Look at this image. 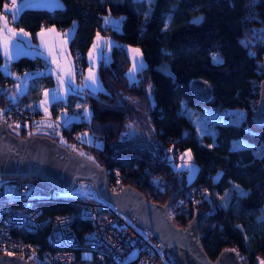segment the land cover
I'll list each match as a JSON object with an SVG mask.
<instances>
[{"label":"trees","instance_id":"16d2710c","mask_svg":"<svg viewBox=\"0 0 264 264\" xmlns=\"http://www.w3.org/2000/svg\"><path fill=\"white\" fill-rule=\"evenodd\" d=\"M62 2L55 7L22 6L16 15L17 24L28 31L33 41L43 25L72 26L67 44L77 71L87 64L86 52L97 30L114 39L109 57L97 62L103 86L94 91L75 88L66 94L68 106L87 105L90 114L60 126L64 138L73 141L74 130L87 125L91 138L84 133L81 146L85 145L93 160L106 169L107 178L117 168L122 186L130 183L160 202L172 191L178 195L207 178L206 192L172 214L173 221L184 225L194 210L202 207L208 216L200 229V240L211 257L224 247L238 246L250 264L264 261V123H256L250 116L264 75V0ZM107 14L121 17L118 28L102 23ZM125 44L139 46L144 60L131 79ZM214 55L219 59L214 60ZM1 62L0 54V76L13 78L3 71ZM42 64L39 55L21 53L13 58L11 65L20 71L28 68L32 75L18 94L10 96L13 78L12 85L2 90L0 106L5 99L23 96L28 106L38 109L30 100L39 98L44 82H53L50 73L36 71ZM197 77L212 85V97L206 102L198 100L189 89L190 81ZM128 97L146 110L154 135L148 137L154 144L151 147L123 137L133 115ZM57 100L50 103L52 111L56 110ZM186 106L205 109L218 117L212 122V135L196 130ZM238 112L236 120L229 117ZM39 121L16 126V134L31 133ZM97 136H101L98 144ZM169 138L175 158L183 148L190 149L197 164L190 180L185 178L184 169L173 167L157 143L158 139ZM20 177L47 184L33 175ZM37 204L51 216L78 208L77 202L63 197L38 200ZM89 222L75 212L71 225L80 235L89 228ZM49 226L50 221L35 230L12 227V232L54 248L47 239ZM75 249L78 257V247ZM136 260L135 255L130 256L126 264H136Z\"/></svg>","mask_w":264,"mask_h":264},{"label":"built area","instance_id":"2783aa9c","mask_svg":"<svg viewBox=\"0 0 264 264\" xmlns=\"http://www.w3.org/2000/svg\"><path fill=\"white\" fill-rule=\"evenodd\" d=\"M0 12L6 15L8 21L17 23L16 17L13 19V15L3 8H0ZM11 68L20 71L13 65ZM13 82L11 76H0V98L3 88L12 85ZM27 102L23 96H13L4 100L0 119L4 120L8 128L24 125L30 120L46 116L40 108L28 106ZM62 107L81 113L80 107L74 104L68 106L64 99L57 100L54 108ZM48 116L52 117L51 114ZM83 116L82 114L81 117ZM64 123L58 121L59 126ZM88 132L90 131L87 125L75 129L73 143L81 146L83 140L79 134ZM157 143L165 156L169 159L175 158L170 138L167 141L158 139ZM212 176V174L209 175V177ZM207 180L204 178L186 188L183 193L176 194L167 207L169 215L171 216L188 203L197 201L208 189ZM107 184L112 190H119L122 187L117 168L110 173ZM61 190L64 189L53 184H42L28 177L0 175V254L19 255L32 264H126L131 256L128 252L135 248L136 264H181L169 252L161 239L129 212L117 209L114 204L97 194L92 196L77 193L64 194ZM57 197L77 202V210L56 213L53 216L42 212L37 201ZM75 212L90 221L89 228L80 235L71 225ZM49 221L47 239L54 248L45 247L38 241L26 240L20 234L12 232V227L35 230ZM77 247L78 257L75 249ZM232 248L237 251L242 264H250L248 256L242 253L238 246H232ZM86 249L92 251L90 257L82 255V251ZM258 258L261 256L258 255Z\"/></svg>","mask_w":264,"mask_h":264},{"label":"water","instance_id":"95a60500","mask_svg":"<svg viewBox=\"0 0 264 264\" xmlns=\"http://www.w3.org/2000/svg\"><path fill=\"white\" fill-rule=\"evenodd\" d=\"M189 89L200 101L212 97V85L204 78H193ZM250 116L256 123H264V75ZM0 175H33L60 189L69 188L77 179H89L98 196L135 216L181 264H242L232 247L220 249L213 257L206 252L200 240V229L208 216L204 208H196L184 225L173 221L167 207L176 195L175 190L164 202L150 199L130 183L112 190L107 184L106 169L95 160L45 133L16 134L3 119H0ZM0 264L32 263L19 255L1 253Z\"/></svg>","mask_w":264,"mask_h":264},{"label":"rangeland","instance_id":"374dc122","mask_svg":"<svg viewBox=\"0 0 264 264\" xmlns=\"http://www.w3.org/2000/svg\"><path fill=\"white\" fill-rule=\"evenodd\" d=\"M62 4V0H15V3H13L12 0H9V2L7 0L3 1V6L7 7L8 9H12L11 12L13 14L15 9H18L25 5L54 7L61 6ZM120 18L121 17L119 15L107 14L103 16L102 23H110L112 26L118 28L120 24ZM51 28L57 30V33L60 36L59 39L55 38V35L53 33L45 31L43 33L37 32V35L39 37L33 41L30 35L27 34V31H25L23 35L21 34V29H18L16 33H11V35L8 36L4 29L3 32L0 33V48L2 54L1 67L4 71H7L6 73H9L13 76L16 83L15 88H19L22 84H24V88L26 86V81L28 82V78L32 71L28 68L21 71H16L11 68V59L16 51V44H14L13 40H15V42L17 43L20 38V43L23 45L24 42V49L28 51L29 54H34L37 50L45 52L46 54H44L46 55V63L38 66L36 68V71L50 72L53 77V82H44V86L41 88L42 91L44 90V93L39 96L36 101L40 105L42 112L46 116L41 118V121L37 123V126H34L33 129L29 132L48 134L57 139L59 142L67 145L69 148H72L82 153L83 155L93 159L92 155L85 145L77 146L73 143L72 139L66 140L61 133L59 124L49 119L51 117H49L48 115L52 114V110L50 108V102L52 98L51 96H49V93L54 92L56 95H58V97L56 98L65 99L66 91L70 88L74 89L79 87H88V89L92 91L101 88L103 84L97 73V62L100 58L107 59L109 57V49L111 44L114 42V39L112 36L108 35V33L97 30L94 34L92 43L86 52L87 64L82 70L77 71L73 57L68 49L67 44L68 37L73 27L69 26L65 31L58 30L56 25L51 26ZM40 29L41 27L39 28V30ZM1 30L2 28H0V32ZM63 40L65 44L64 50L62 49ZM5 44H7V47H5ZM125 47L128 54L130 52V65L127 69V73L129 78L131 79L135 77L136 69L144 63V60L139 46L134 44H125ZM213 59L218 60L219 57L217 55H214ZM90 73L94 74L96 81L95 83L88 79ZM127 100L129 105L133 109V115L128 122L127 130L124 133L123 137L133 138L149 145L150 147L153 146V142L149 141V139L154 136L152 132L153 129L150 125L146 110L139 106L136 99L128 97ZM80 108L81 113H78L77 111H69L64 107H62L60 110H56H59L60 113H58V115L60 114V117L64 114L62 119L65 120H69L71 118H79L82 114L84 115L83 117H88L90 114L89 107L87 105H82ZM185 111L193 122L196 130L200 134H213L212 122L214 119L218 118L217 116L211 114L205 109H196L191 106H186ZM239 114L240 112L232 114L229 117L236 120ZM9 130L14 133H18L16 126L9 127ZM83 134L84 133H80L79 137H83ZM86 135L89 139L91 138V134L89 132L86 133ZM99 142L100 141L97 137L95 139V143L98 144ZM236 143L240 142L238 141ZM170 159L172 160V164L175 169H184L185 178L187 180H190L194 176L197 170V164L192 159L189 148H183L178 152L176 158L171 157ZM185 164L189 165V167H184L183 165ZM61 192L64 194L77 193L86 196H92L96 194L93 183L89 179L81 178L75 180L72 186L61 190ZM135 252L136 249L132 248L128 253L129 255L133 256ZM82 255L84 257H90L92 255V251L89 249L83 250ZM258 264H264V261H260Z\"/></svg>","mask_w":264,"mask_h":264},{"label":"crops","instance_id":"0c3cea01","mask_svg":"<svg viewBox=\"0 0 264 264\" xmlns=\"http://www.w3.org/2000/svg\"><path fill=\"white\" fill-rule=\"evenodd\" d=\"M3 1L4 0H0V8H3L4 10H5V6H3ZM55 7V6H54ZM21 8V7H20ZM20 8H18V10L20 9ZM18 10L17 9H15V11H14V14L11 12V11H8V13H10L11 15H13L14 17H16V15H17V13H18ZM5 23H6V27H7V29L8 30H10V31H7L6 29H5ZM51 26H53V24H48V25H43V26H41V29L39 30V31H37L38 33H43V32H45V31H47V32H50V33H53L55 36V38H57V39H59V34L57 33V30H55V29H53V28H51ZM20 27V28H19ZM57 27V26H56ZM0 28H2V30H1V32L0 33H2L3 32V30L5 29V31H6V34H8V36L9 35H11V33H16V31L18 30V29H21V34H23L24 35V33H25V31H27L23 26H21V25H19V24H17L16 22H10V21H8L7 20V18H6V15L5 14H0ZM57 29L58 30H61V31H65V30H67V28H61V27H57ZM27 34L29 35V33H28V31H27ZM36 37L38 38L39 36L38 35H36ZM61 39H62V37H61ZM13 42H14V44H16V51H15V53H14V56L12 57V59L13 58H15L17 55H19V54H21V53H25V54H28V55H30V56H34V55H39V56H41V58H42V61H43V63L45 64L46 63V59H45V52H43V51H41V50H37L36 51V53H34V54H29V52L28 51H26L24 48V42H23V45L20 43V38H19V40H18V42L16 43L15 42V40H13ZM55 42V41H54ZM64 46H65V44H64V40H63V46H62V49L64 50ZM45 53V54H44ZM0 54H1V48H0ZM2 55V54H1ZM11 59V60H12ZM4 71V70H3ZM4 72H7L6 70L4 71ZM40 73H50V72H40ZM32 75V73L30 74V76ZM29 76V77H30ZM29 79V78H28ZM26 84H27V81H26ZM25 84V85H26ZM15 85H16V83H14V85L8 90V95H14V94H18L22 89H23V86H24V84H22L19 88H15ZM79 88H81V87H79ZM73 88H70L69 90H67L66 91V94L70 91V90H72ZM75 89V88H74ZM85 89H88V87H85ZM44 93V90L43 91H41V95ZM40 95V96H41ZM49 96H51V101L52 100H54V99H59V98H56V97H58V95H56L54 92H50L49 93ZM55 97V98H54ZM37 100H33V101H31L30 100V104L31 105H35V106H37V108H40V105L36 102ZM51 103V102H50ZM41 109V108H40ZM42 110V109H41ZM60 110V109H59ZM59 110H54V111H52V114H51V118H49V119H51V120H53L55 123L57 122L58 123V121H62L63 123L65 122V121H67V120H65V119H62L63 118V116H64V114L60 117V114L58 115V113H60L59 112ZM60 127V126H59Z\"/></svg>","mask_w":264,"mask_h":264},{"label":"snow or ice","instance_id":"6c2138e0","mask_svg":"<svg viewBox=\"0 0 264 264\" xmlns=\"http://www.w3.org/2000/svg\"><path fill=\"white\" fill-rule=\"evenodd\" d=\"M12 2L15 3V0H12ZM17 10H18V9H17ZM5 11H6V12H8V11H12V9H8V8L6 7V8H5ZM13 19H15L14 16H13ZM5 29H6L7 31H10V30L7 29V27H6V23H5ZM98 39H99V38H98ZM5 47H7V44H5ZM6 54H7V53H6ZM90 56H91V54H90ZM141 66H142V65H141ZM88 79L91 80L93 83L96 82V81H95L94 74H91V73H90ZM46 95H47V93H46ZM50 126H51V125H50ZM17 127H19V125H17ZM189 156H190V154H189ZM183 166H184V167H189V165H187V164H185V165H183Z\"/></svg>","mask_w":264,"mask_h":264},{"label":"bare ground","instance_id":"6f19581e","mask_svg":"<svg viewBox=\"0 0 264 264\" xmlns=\"http://www.w3.org/2000/svg\"><path fill=\"white\" fill-rule=\"evenodd\" d=\"M128 51H129V49H128ZM129 54H130V52H129ZM132 55V54H131Z\"/></svg>","mask_w":264,"mask_h":264}]
</instances>
